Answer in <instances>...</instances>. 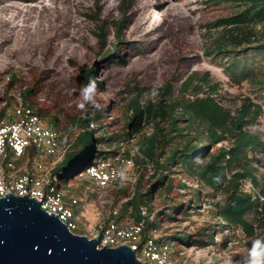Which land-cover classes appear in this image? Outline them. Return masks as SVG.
Here are the masks:
<instances>
[{"label": "rangeland", "instance_id": "rangeland-1", "mask_svg": "<svg viewBox=\"0 0 264 264\" xmlns=\"http://www.w3.org/2000/svg\"><path fill=\"white\" fill-rule=\"evenodd\" d=\"M148 1L20 0L28 8L19 13L16 32L12 35L0 23V112L4 111L3 116L12 117L16 97L32 87L33 91L28 95L36 110L47 123L69 131L72 142L82 130L74 122L75 117H87L94 113L96 119L91 121L90 127L95 129V137L122 133L128 131L127 120L134 95L138 94L143 104L149 100L156 101L167 83L178 94L183 82L191 75L209 74L211 83L219 82L212 96L222 107L234 113L244 103H252V109L258 103L262 105L263 112L251 118L246 128L264 142V55L258 56L259 52L253 55L255 61L252 65L257 73L253 79L233 78L226 65L234 52L207 53L214 35L223 27L219 25L210 29V25L220 17L241 12L246 3L230 0H158L163 1L162 4L147 6ZM44 4L49 9L42 10ZM170 6L182 12L168 14ZM157 12H160L158 19L151 21L154 15L156 18ZM131 15L145 22L141 30L133 31ZM74 23L77 25L73 26ZM157 23L158 28H152ZM100 25L106 33L105 46L97 37ZM70 26L80 31L74 38L62 33V29ZM117 27L120 32L115 36ZM256 31L257 36L247 44L248 47L264 42V25L258 24ZM89 67L95 68V77L102 82L95 97L101 105L100 110L93 103L84 102L81 95L85 87L82 75ZM9 71L17 76L13 86L7 82ZM209 90L206 86L197 96H205ZM81 103H84V108L79 107ZM151 129L147 125L144 130ZM140 136L141 133L133 134L129 141L121 143L98 140L97 149H103V155L110 154L113 148L119 151L115 157L126 158L129 155L132 160V163L123 164L120 176L109 186H100L84 172L85 169L70 172L68 180L64 173L59 177L66 192L73 193L72 188L80 191V194L76 192L81 200L78 215L90 227H99L108 220H117L121 227L135 222L130 213L132 205L121 215L130 198L127 191L133 193L138 184L145 191L155 180L153 161L144 160L136 147ZM231 145L232 140L228 137L220 140L211 151L218 154L221 147L227 149ZM249 148V157L255 156L256 159V170L253 172L259 182L252 176L242 178L240 190L259 201L257 209H250L244 214L245 221L254 224L260 212L264 211V146L262 151H259L258 144ZM227 158L222 160L223 164ZM72 160L68 157L65 166L68 167ZM232 171H235L234 168H228V177ZM170 176L175 178L171 190L153 189L150 213L159 222L158 230L162 234H192V240L186 243L179 238L170 239L175 264H244L253 241H264V234L258 232L250 238L242 228L234 230L223 226L217 209L229 198V192L206 184L200 186L197 181L182 178L180 172H171ZM181 178L188 183V187L177 185ZM197 187H201L198 200L194 195ZM181 200L184 207L191 200L190 206L178 211L174 218L165 215L157 217L159 210L169 211L171 205ZM209 232L213 234V243L195 241Z\"/></svg>", "mask_w": 264, "mask_h": 264}, {"label": "trees", "instance_id": "trees-1", "mask_svg": "<svg viewBox=\"0 0 264 264\" xmlns=\"http://www.w3.org/2000/svg\"><path fill=\"white\" fill-rule=\"evenodd\" d=\"M230 1L246 3V7L235 15L220 17L210 25V29L219 25L223 27L214 35L209 46L210 51L208 50L207 53L211 54L213 51L234 52L228 58L226 65L233 74V78L254 79L257 73L252 65V62L255 61L253 55L256 52H259L258 56L264 55V42L250 45V47L247 44H250L252 38H256V26L258 24L264 25V0ZM99 30L98 40L105 46L106 33L102 25H100ZM119 32L120 28L117 27L115 36H118ZM94 70V67L84 70L82 77L85 86L90 80H95L97 87L102 83L95 77ZM6 77L10 86L15 85L17 77L15 72L7 73ZM210 78L209 74L198 77L195 73L183 82L178 94H175L173 86L167 83L158 100H149L145 104L140 102L138 94L134 95L130 103L131 113L128 115V131L126 132H113L107 136L95 137V129L90 127V123L96 119V113L87 117H75L74 122L79 124L82 130L72 142L64 159L57 163L52 173L59 176L64 173L68 180L70 172L76 173L80 169H86L95 161L96 157L103 155L104 150L100 147L97 149L98 140L121 143L129 141L133 134L141 133L136 141V147L144 160L153 161L155 180L145 191L141 190L140 184L133 193L127 191L130 198L125 203L121 215L128 211L129 205H132L131 215L134 216L135 222L141 221L143 215L140 206L146 205L149 212L152 210L150 199L153 189L161 187L171 190L175 178L171 177L170 174L171 172H180L182 178L197 181L200 186L206 184L214 189L229 192V198L217 209L218 216L223 220V226L234 230L242 228L250 238L256 236L258 232L264 234V211L262 213L258 211L260 214L254 224L246 222L244 219V214L250 209H255L259 201L252 199L248 193L240 190L242 178L252 176L256 182H259L253 172L256 170L254 166L256 159L255 156L249 157L248 149L258 144L259 151H262L264 142L259 137L252 135L247 130L246 125L252 120L251 118H256L263 112V107L258 103L252 109V103L248 102L244 103L234 113L222 107L212 96L217 90L219 82L211 83ZM255 80L258 79L255 78ZM259 82L262 83V80ZM206 86L210 90L205 96L198 97L197 94L204 91ZM32 91L33 88L28 87L21 95L26 106L35 108L28 95ZM262 92H264V86ZM36 111L40 114L38 110ZM3 115L4 111L2 110L0 116ZM12 115L10 118L14 117L13 113ZM147 125L152 128L150 131L144 130ZM228 137L231 138L232 145L227 149L221 147L218 154L212 153V147L220 140ZM112 152L118 153L119 151L112 148ZM226 156H228L227 162L223 164L222 160H225ZM68 157L73 160L67 167L64 162ZM175 168H178V171ZM228 168L235 170L232 171L230 177H228ZM167 178H169L168 181H166ZM182 178L177 185L181 188L188 187V183L182 181ZM71 191L73 193L66 192L67 197L80 194L77 188H72ZM194 195L197 200L200 198L201 187L195 189ZM190 204L191 200L184 207V202L181 200L171 205L172 209L169 211L159 210L157 217L158 215H165L168 218H174L178 211L185 210ZM79 205H81V200L75 207L76 212H79ZM159 226L160 224L156 219L145 217L140 231V242L151 237L152 229H158ZM173 237L179 238L185 243L192 240V234L186 232L164 235L169 243ZM195 241L200 244L213 243V234L209 232L205 237L197 238Z\"/></svg>", "mask_w": 264, "mask_h": 264}, {"label": "built area", "instance_id": "built-area-1", "mask_svg": "<svg viewBox=\"0 0 264 264\" xmlns=\"http://www.w3.org/2000/svg\"><path fill=\"white\" fill-rule=\"evenodd\" d=\"M12 113L13 118L0 116V196L10 191L30 195L48 212L57 214L73 232L99 237L100 247L128 243L147 264H175L171 244L158 229H152L151 237L140 242L145 217L154 219L146 205L140 206L143 219L130 226L121 227L108 220L99 227H90L75 211L79 197H67L60 176L52 173L71 147L70 132L47 123L35 108L24 104L21 93ZM115 154L118 153L96 157L84 172L100 186H109L120 176L123 164L132 163L131 158Z\"/></svg>", "mask_w": 264, "mask_h": 264}, {"label": "water", "instance_id": "water-1", "mask_svg": "<svg viewBox=\"0 0 264 264\" xmlns=\"http://www.w3.org/2000/svg\"><path fill=\"white\" fill-rule=\"evenodd\" d=\"M73 232L30 195L0 196V264H147L128 243Z\"/></svg>", "mask_w": 264, "mask_h": 264}, {"label": "bare ground", "instance_id": "bare-ground-1", "mask_svg": "<svg viewBox=\"0 0 264 264\" xmlns=\"http://www.w3.org/2000/svg\"><path fill=\"white\" fill-rule=\"evenodd\" d=\"M163 1L160 2L158 0H149L146 5L148 6V5H151L152 3L162 4ZM27 6L28 5L26 3H22L20 2V0H0V23L2 24L3 28L5 30L8 29V31L12 35L16 32V27H17L16 19L19 13L25 8H28ZM41 9L43 10V9H49V8H48V5L44 4L42 5ZM11 11H15V12L10 13ZM167 11H168L167 12L168 14L182 12L181 10L174 8L173 6H170L169 9H167ZM134 13H135V10H134ZM159 14L160 12H157L156 18L154 15V18H152L151 21L157 20L158 19L157 17H159ZM131 17H133V20H134L133 31L141 30L145 22L142 21V19L136 18L135 15H131ZM158 24L159 23H157V25L153 26L152 28H158ZM75 25H77V23L73 24V26ZM79 32L80 31L76 29V27H72V26L67 27L66 29H62V33L68 34L71 38L76 37V35H78Z\"/></svg>", "mask_w": 264, "mask_h": 264}, {"label": "clouds", "instance_id": "clouds-1", "mask_svg": "<svg viewBox=\"0 0 264 264\" xmlns=\"http://www.w3.org/2000/svg\"><path fill=\"white\" fill-rule=\"evenodd\" d=\"M97 94V86L95 80H90L81 92L84 102L93 103L97 110L101 109V105L96 102L95 97ZM84 103L79 105L80 108H84ZM244 264H264V241H253L252 248L249 250L248 256L244 261Z\"/></svg>", "mask_w": 264, "mask_h": 264}]
</instances>
